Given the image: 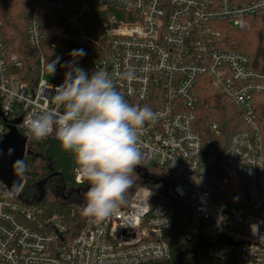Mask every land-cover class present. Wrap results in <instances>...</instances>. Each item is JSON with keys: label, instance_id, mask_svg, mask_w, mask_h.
Masks as SVG:
<instances>
[{"label": "built area", "instance_id": "1", "mask_svg": "<svg viewBox=\"0 0 264 264\" xmlns=\"http://www.w3.org/2000/svg\"><path fill=\"white\" fill-rule=\"evenodd\" d=\"M41 8L54 12L80 40L100 47L102 55L91 70L107 72L129 103L155 114L140 135L138 166L168 178V194L189 209L193 225L207 221L213 233L229 239L215 248L218 257L232 250L236 264H264V140L252 107V97L264 94V66L257 69L248 55L218 48L221 30L214 25L224 21L247 30L249 17L264 10V0H44L28 15L27 39L34 47L42 41ZM109 9L126 19L111 12L103 20H88L93 11ZM1 49L0 112L20 103L19 125L29 133L25 121L33 112L63 110L51 87L60 83L46 79L42 69L31 90L6 74ZM9 62L19 65L16 55ZM201 76L242 109L245 127L230 135L221 159L223 168L240 177L246 190L242 201L220 195L216 144L203 146L194 130ZM210 129L217 134L216 124ZM7 131L0 123V140ZM76 167L74 180L80 183ZM22 185L11 193L0 180V264H155L170 257L166 236L172 218L163 205L153 204L147 187H137L114 216L89 220L71 235L56 215L44 216L36 205L19 200ZM253 224L259 225V235L253 234Z\"/></svg>", "mask_w": 264, "mask_h": 264}, {"label": "trees", "instance_id": "2", "mask_svg": "<svg viewBox=\"0 0 264 264\" xmlns=\"http://www.w3.org/2000/svg\"><path fill=\"white\" fill-rule=\"evenodd\" d=\"M42 1L44 0H0V46L7 60L6 74L26 84L31 90L36 86L42 69L56 83L62 82L65 71L63 68L57 65L54 76L46 69L49 61L57 56L64 63L73 59L69 56L72 50L84 49L87 55L79 59L78 63L91 73L92 64L102 55L100 47L80 40L72 28L45 8L39 11L41 44L39 47L32 46L27 39L28 15L33 4ZM111 12L117 13L118 19H126L120 11L109 9L93 11L88 20H103ZM249 20L247 30H234L224 21L214 23L221 30L216 46L248 55L252 66L259 69V66H264V10L253 14ZM11 55H16L19 65L9 62ZM196 92L194 130L200 135L203 146L216 144L213 166L221 177V159L229 137L234 131L245 127L242 109L214 87L206 76L199 78ZM252 107L260 136L264 140V94L252 97ZM22 114L20 103L13 104L6 114L0 112L3 129L7 130V124ZM211 124H216L217 134L210 129ZM17 129L28 139L30 133H26L19 124ZM26 149L30 153L25 154L22 159L23 185L19 191V200L36 205L44 216L56 215L67 231L75 235L89 221L81 215L85 204L84 194L89 185L74 180L76 163L73 154L63 150L54 135L39 141L28 139ZM132 180L133 186L129 189L126 203L137 187L144 186L150 189L153 204L163 205L172 218V227L166 236L170 257L155 264H236L232 250L222 258L214 253L216 247L227 244V239L213 233L207 221L198 225L191 223L189 209L168 194L167 177L163 173L155 168L136 166Z\"/></svg>", "mask_w": 264, "mask_h": 264}, {"label": "clouds", "instance_id": "3", "mask_svg": "<svg viewBox=\"0 0 264 264\" xmlns=\"http://www.w3.org/2000/svg\"><path fill=\"white\" fill-rule=\"evenodd\" d=\"M86 55L84 49H74L69 53L72 60L61 63L57 56L49 61L46 69L52 76L57 65L65 70L62 82L51 86L54 103L63 110L33 112L25 126L29 140H43L54 133L63 150L73 154L78 182L89 185L81 215L99 223L126 203L132 175L143 159L140 135L155 114L148 106L129 103L107 72L89 73L80 67L78 61ZM14 151L9 148L5 153L0 148V157H11ZM12 166L22 178L24 162L17 159ZM251 230L259 235V225H251Z\"/></svg>", "mask_w": 264, "mask_h": 264}, {"label": "water", "instance_id": "4", "mask_svg": "<svg viewBox=\"0 0 264 264\" xmlns=\"http://www.w3.org/2000/svg\"><path fill=\"white\" fill-rule=\"evenodd\" d=\"M20 120L21 117L11 120L7 124L8 131L0 140V148H2L5 153H7L9 148L15 149L11 157L8 155L0 157V180L11 193L16 192L23 182V177L21 178L20 175L14 172L12 163L17 159L22 160L25 154L30 153L29 150L26 149V137L17 129ZM212 180L213 187L216 188V178L213 177ZM227 241H229V239H227Z\"/></svg>", "mask_w": 264, "mask_h": 264}, {"label": "rangeland", "instance_id": "5", "mask_svg": "<svg viewBox=\"0 0 264 264\" xmlns=\"http://www.w3.org/2000/svg\"><path fill=\"white\" fill-rule=\"evenodd\" d=\"M230 28L234 29L232 25ZM44 77L46 79L52 78L47 72L45 73ZM221 170L222 189L220 191V195L232 200L233 202L242 201L243 196L246 194V190L244 188V185L242 184L240 177L226 168L221 167Z\"/></svg>", "mask_w": 264, "mask_h": 264}]
</instances>
